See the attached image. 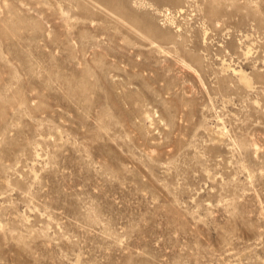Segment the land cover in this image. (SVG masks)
Wrapping results in <instances>:
<instances>
[{
  "label": "rangeland",
  "instance_id": "374dc122",
  "mask_svg": "<svg viewBox=\"0 0 264 264\" xmlns=\"http://www.w3.org/2000/svg\"><path fill=\"white\" fill-rule=\"evenodd\" d=\"M0 264H264V0H0Z\"/></svg>",
  "mask_w": 264,
  "mask_h": 264
},
{
  "label": "bare ground",
  "instance_id": "6f19581e",
  "mask_svg": "<svg viewBox=\"0 0 264 264\" xmlns=\"http://www.w3.org/2000/svg\"><path fill=\"white\" fill-rule=\"evenodd\" d=\"M105 6L108 7V8H112V7L114 8L116 6V3L115 2H110V3H107Z\"/></svg>",
  "mask_w": 264,
  "mask_h": 264
}]
</instances>
